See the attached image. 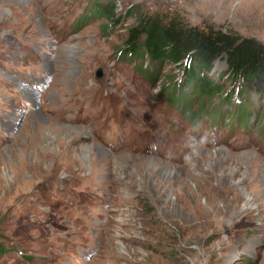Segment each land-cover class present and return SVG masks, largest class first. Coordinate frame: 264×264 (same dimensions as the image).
<instances>
[{
	"label": "rangeland",
	"instance_id": "374dc122",
	"mask_svg": "<svg viewBox=\"0 0 264 264\" xmlns=\"http://www.w3.org/2000/svg\"><path fill=\"white\" fill-rule=\"evenodd\" d=\"M92 1L0 0V264H264V100L192 114L120 55L142 13L264 42V0Z\"/></svg>",
	"mask_w": 264,
	"mask_h": 264
},
{
	"label": "trees",
	"instance_id": "16d2710c",
	"mask_svg": "<svg viewBox=\"0 0 264 264\" xmlns=\"http://www.w3.org/2000/svg\"><path fill=\"white\" fill-rule=\"evenodd\" d=\"M117 10L114 0H94L87 11L92 18L118 27L124 15ZM120 55L151 82L165 67H177L182 82L174 85L173 92H177L170 95L175 105L186 107L192 114L205 111L204 106L218 96L230 102L234 92H225L228 85H238V95L255 93L264 100V42L232 30L194 26L178 14L142 13L128 28ZM220 59L226 62V69L216 75L214 64ZM238 110L246 111L242 107ZM3 252L0 250V256Z\"/></svg>",
	"mask_w": 264,
	"mask_h": 264
},
{
	"label": "bare ground",
	"instance_id": "6f19581e",
	"mask_svg": "<svg viewBox=\"0 0 264 264\" xmlns=\"http://www.w3.org/2000/svg\"><path fill=\"white\" fill-rule=\"evenodd\" d=\"M19 84H20V82H19ZM21 87H25V84L23 82L21 83ZM64 155H67L66 156L67 158H71V155L70 154H65L64 153ZM94 163H95V161L92 162V164H94ZM246 197H247L248 202H250L253 199L250 195H247Z\"/></svg>",
	"mask_w": 264,
	"mask_h": 264
},
{
	"label": "water",
	"instance_id": "95a60500",
	"mask_svg": "<svg viewBox=\"0 0 264 264\" xmlns=\"http://www.w3.org/2000/svg\"><path fill=\"white\" fill-rule=\"evenodd\" d=\"M98 76H102L100 72H98Z\"/></svg>",
	"mask_w": 264,
	"mask_h": 264
}]
</instances>
